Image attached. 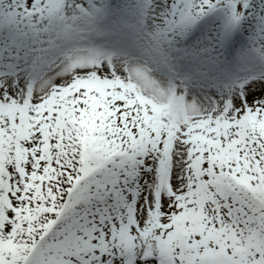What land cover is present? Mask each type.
I'll use <instances>...</instances> for the list:
<instances>
[{
	"label": "snow or ice",
	"instance_id": "snow-or-ice-1",
	"mask_svg": "<svg viewBox=\"0 0 264 264\" xmlns=\"http://www.w3.org/2000/svg\"><path fill=\"white\" fill-rule=\"evenodd\" d=\"M0 264H264V0H0Z\"/></svg>",
	"mask_w": 264,
	"mask_h": 264
}]
</instances>
